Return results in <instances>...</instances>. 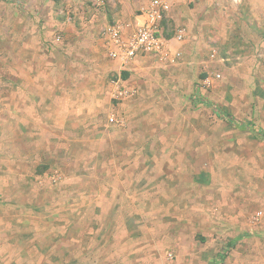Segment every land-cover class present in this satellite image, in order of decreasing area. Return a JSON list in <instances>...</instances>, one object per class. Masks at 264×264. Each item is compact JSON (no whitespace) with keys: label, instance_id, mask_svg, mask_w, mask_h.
Masks as SVG:
<instances>
[{"label":"rangeland","instance_id":"374dc122","mask_svg":"<svg viewBox=\"0 0 264 264\" xmlns=\"http://www.w3.org/2000/svg\"><path fill=\"white\" fill-rule=\"evenodd\" d=\"M195 1L165 26L185 29L179 62L124 70L104 45L106 0H0V264H216L211 252L225 264L232 223L264 235V0ZM214 68L221 78L202 83ZM129 78L141 119L118 106L135 95ZM118 80L130 93L117 101ZM171 160L198 161L202 191L161 197L171 182L157 164ZM143 161L141 197L111 198L109 175Z\"/></svg>","mask_w":264,"mask_h":264},{"label":"crops","instance_id":"0c3cea01","mask_svg":"<svg viewBox=\"0 0 264 264\" xmlns=\"http://www.w3.org/2000/svg\"><path fill=\"white\" fill-rule=\"evenodd\" d=\"M106 2L109 6L112 5V12L110 13V15H108L106 12L104 18L112 20L111 23L121 22L126 27L127 32H131L133 30V27L141 20L142 9L147 5L148 0H106ZM188 4L189 2L187 1H179L173 5L171 12L163 22L164 31L166 30V24H168L169 27L170 25L173 26V23L179 24L182 22H187L190 13L194 14L196 11L195 9H189ZM166 35L170 39V45L173 48L182 49L186 44L184 43L185 40H178L176 37H170L168 34ZM140 59H142V57L136 59L131 65H129L125 69H134L136 63ZM116 65L118 64L116 63ZM127 84L130 85L131 90L135 95L130 99L122 101V103L118 102V106H120V104L124 105V107L126 108L124 109V111H128V115H126L128 120H131V118L135 119L137 117H140L141 119V116L143 114V107L137 106L140 105L139 101L141 95L143 94V86L139 81L130 78L128 79ZM113 107L115 109V106ZM134 126H136V132L138 133L137 137L141 138V134L143 133L141 131V123H139L138 125L134 124ZM125 162L126 160H122V163ZM145 163L147 162L143 161V168L141 174H132L134 168H124L122 170V175H109V178L112 179V182L108 184L109 186L107 189L108 191H110L109 196L111 198H115L118 197L116 195V192L121 196V193H126L128 192V190H130L131 194H133L134 197L140 198L141 189H143V191L145 190L147 182V177L145 178V171L147 169V166ZM157 165L158 169L155 179L157 181H160L162 184L163 178L166 177L171 182L169 187L165 186V188L161 190V197H163V190L166 189V197H171L174 201H177L178 199H182L184 197L195 196L196 190L202 191L205 186L203 170L198 161L193 162L191 160H185L184 162V160H171L170 163L160 162ZM138 169L141 170V168ZM74 188L75 194H78V196H80L79 194L83 193V190H77L76 185H74ZM93 189L100 190L101 188H91L90 190ZM161 200H163V198ZM61 206L64 205L59 206V211L61 210ZM109 206L112 207L111 209L113 212L116 210V207H122L121 211H124L126 210L125 206H127V203L124 202L123 205L120 206L117 200L114 204ZM262 213L264 214L263 211ZM229 226L230 225L228 224H224L223 228H229ZM233 226L239 231L237 232V235L234 236V240L228 242L229 244H231V246H234V248L232 249L230 254L225 258V264H232L233 261H235V264H264V235H259L258 227L247 226L243 223H232V227ZM242 233H247L251 235L241 236ZM212 240L216 242L215 238H212ZM224 241L225 240L220 239L218 244H226V241ZM221 255V253L216 254L211 252L208 254V256H203V261L207 260L209 262H212L214 259H216V264H221L220 260L218 259V257H221ZM80 260L82 261L81 258Z\"/></svg>","mask_w":264,"mask_h":264},{"label":"built area","instance_id":"2783aa9c","mask_svg":"<svg viewBox=\"0 0 264 264\" xmlns=\"http://www.w3.org/2000/svg\"><path fill=\"white\" fill-rule=\"evenodd\" d=\"M179 1L193 2L195 0H148L141 12V20L133 27L131 32H127L126 27L121 22H113L108 24L105 32V48L107 56L114 60L121 69L127 68L136 59L143 56H153L165 64H176L182 58V51L179 48H173L170 45V39L167 37L163 22L171 12L173 5ZM238 5L242 0H229ZM98 8L104 7L105 0H95ZM61 30L55 36L56 40L62 37ZM185 29L180 27L177 30L176 38L182 40ZM216 58V51L211 54V59ZM215 67L214 64L212 68ZM222 73L217 69H212V73L206 76L202 83L210 84L211 79L221 78ZM117 83L116 88L112 92V98L121 100L130 93L129 86ZM123 84V85H122ZM110 122L116 121L115 114L109 116ZM262 211L255 213L254 218L259 220Z\"/></svg>","mask_w":264,"mask_h":264}]
</instances>
